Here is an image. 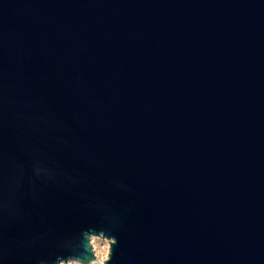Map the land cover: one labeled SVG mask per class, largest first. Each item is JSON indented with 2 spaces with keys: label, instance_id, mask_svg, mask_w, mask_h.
<instances>
[{
  "label": "water",
  "instance_id": "water-1",
  "mask_svg": "<svg viewBox=\"0 0 264 264\" xmlns=\"http://www.w3.org/2000/svg\"><path fill=\"white\" fill-rule=\"evenodd\" d=\"M264 264V0H0V264Z\"/></svg>",
  "mask_w": 264,
  "mask_h": 264
},
{
  "label": "rangeland",
  "instance_id": "rangeland-1",
  "mask_svg": "<svg viewBox=\"0 0 264 264\" xmlns=\"http://www.w3.org/2000/svg\"><path fill=\"white\" fill-rule=\"evenodd\" d=\"M91 244L93 243L92 247H96V254L98 259L95 257V260L91 264H101V261L104 260L105 256L109 255V242L105 239L99 237H93L90 239ZM66 264H79L76 262H69Z\"/></svg>",
  "mask_w": 264,
  "mask_h": 264
},
{
  "label": "bare ground",
  "instance_id": "bare-ground-1",
  "mask_svg": "<svg viewBox=\"0 0 264 264\" xmlns=\"http://www.w3.org/2000/svg\"><path fill=\"white\" fill-rule=\"evenodd\" d=\"M93 238V237H92ZM91 245H93V243L91 244ZM93 248V252H94V256L98 259V256H97V254H96V247H92ZM108 254L105 256V258H104V260H102L101 261V264H105V262L107 261V259H108ZM95 260V259H94Z\"/></svg>",
  "mask_w": 264,
  "mask_h": 264
}]
</instances>
